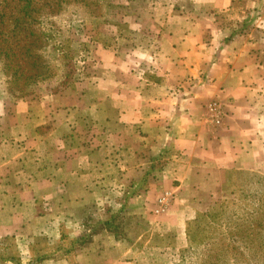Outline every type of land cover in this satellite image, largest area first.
<instances>
[{
    "label": "crops",
    "instance_id": "0c3cea01",
    "mask_svg": "<svg viewBox=\"0 0 264 264\" xmlns=\"http://www.w3.org/2000/svg\"><path fill=\"white\" fill-rule=\"evenodd\" d=\"M150 8L143 46L96 52L84 101L0 97V264H178L222 176L263 167L264 0Z\"/></svg>",
    "mask_w": 264,
    "mask_h": 264
},
{
    "label": "rangeland",
    "instance_id": "374dc122",
    "mask_svg": "<svg viewBox=\"0 0 264 264\" xmlns=\"http://www.w3.org/2000/svg\"><path fill=\"white\" fill-rule=\"evenodd\" d=\"M150 1L0 0V97L50 95L60 110L85 99L97 51L134 52L152 33ZM222 178L219 196L201 201L179 264H264V163Z\"/></svg>",
    "mask_w": 264,
    "mask_h": 264
},
{
    "label": "built area",
    "instance_id": "2783aa9c",
    "mask_svg": "<svg viewBox=\"0 0 264 264\" xmlns=\"http://www.w3.org/2000/svg\"><path fill=\"white\" fill-rule=\"evenodd\" d=\"M209 118L214 126L221 125L224 121V105L219 101H213L206 105ZM173 201V194L169 191H165L158 199L156 203V212H163L168 209Z\"/></svg>",
    "mask_w": 264,
    "mask_h": 264
},
{
    "label": "trees",
    "instance_id": "16d2710c",
    "mask_svg": "<svg viewBox=\"0 0 264 264\" xmlns=\"http://www.w3.org/2000/svg\"><path fill=\"white\" fill-rule=\"evenodd\" d=\"M189 226H190V224H189ZM188 239H189V243H190V246L188 247V248H186L184 251H183V253H182V255H181V258H180V261H181V259H182V257H183V254L186 252V251H188V250H190V248H193V244H192V238H191V236H189V229H188ZM179 261V262H180ZM18 264H20V262H18ZM179 264V263H178Z\"/></svg>",
    "mask_w": 264,
    "mask_h": 264
}]
</instances>
